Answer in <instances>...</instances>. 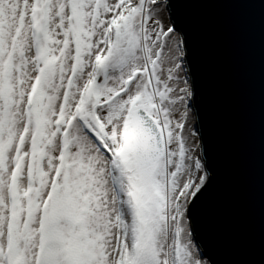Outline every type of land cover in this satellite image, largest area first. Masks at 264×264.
<instances>
[{
    "label": "snow or ice",
    "instance_id": "6c2138e0",
    "mask_svg": "<svg viewBox=\"0 0 264 264\" xmlns=\"http://www.w3.org/2000/svg\"><path fill=\"white\" fill-rule=\"evenodd\" d=\"M203 2L0 0V264H251L198 231Z\"/></svg>",
    "mask_w": 264,
    "mask_h": 264
},
{
    "label": "water",
    "instance_id": "95a60500",
    "mask_svg": "<svg viewBox=\"0 0 264 264\" xmlns=\"http://www.w3.org/2000/svg\"><path fill=\"white\" fill-rule=\"evenodd\" d=\"M191 34L215 184L198 220L231 261L264 260V3L205 0L182 9Z\"/></svg>",
    "mask_w": 264,
    "mask_h": 264
}]
</instances>
